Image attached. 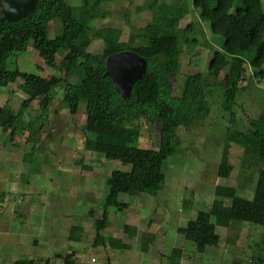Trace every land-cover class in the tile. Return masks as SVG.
<instances>
[{"label":"trees","instance_id":"1","mask_svg":"<svg viewBox=\"0 0 264 264\" xmlns=\"http://www.w3.org/2000/svg\"><path fill=\"white\" fill-rule=\"evenodd\" d=\"M112 1L82 0L81 6L74 8L65 0H38L28 17L12 23L0 22V88L19 80L21 88L33 93L17 111L7 104L0 107V131L8 134L10 140L20 133L26 142L33 144L24 158L25 163L33 156L38 138L47 125L53 101L51 91L62 86L61 102L67 106L70 115L77 116L80 105H85V122L80 126L85 152L128 167L125 171H112L104 182L106 194L102 217L93 224L95 241L101 239L99 233L107 227V209L122 211L127 208L126 204L118 201L119 195L155 196L164 188L162 167L168 157L177 153L180 145L178 130L190 129L210 114V89L202 75L186 76L182 94H173L172 75L179 67L183 47L198 45L192 23L181 26L189 9L198 13L201 22L208 24L210 34L219 46L210 60L207 76L213 79L212 87H219L222 92L220 107L230 116L232 128L237 126L232 108L236 105L239 84L252 76H259L264 91V0H172L171 4L153 0L146 5L151 13L150 22L145 27L132 29L127 49L119 46L122 30L105 27L96 29L94 33L102 42L101 53L91 54L87 51L92 41L88 28L93 29L96 20L106 18L103 6ZM161 10L168 13L169 20L162 19ZM54 20H59L61 33L49 38L48 27ZM149 30L154 33L147 34ZM29 43L45 66L56 74L62 73L63 77L54 74L42 77L18 69L8 70L5 66L8 58L26 51ZM61 50L64 54L57 61L56 55ZM123 51H131L147 63L144 75L134 83L128 99L121 98L111 79L105 75L107 58ZM246 68L252 76L245 77ZM70 77L76 78L75 81L70 82ZM88 81L94 84L92 97L84 92ZM33 100H37L39 113L34 119L24 122L23 115ZM142 121L155 130L152 149L132 146L141 137V125L133 123ZM233 144L246 158L253 160L247 166L251 163L257 166L253 197L251 200L240 197L236 187L215 186L209 210L198 211L185 227L176 230L192 243L198 255L208 247L218 246L217 227L228 228L232 221L264 227V115L257 120H247L239 132L226 129L222 159L217 169L219 178L228 179L234 169L228 162ZM78 230L71 227L70 240L77 239L74 233ZM123 231L129 239L136 234V229L127 225ZM104 243L116 250L128 248L114 238ZM182 254L181 249H173L170 264H178L174 261L179 260ZM74 256V252L68 253L63 264H73ZM250 262L264 264V255L252 257ZM17 264H35V261L24 260ZM37 264H49V260ZM107 264L111 262L107 260ZM233 264L239 263L234 261Z\"/></svg>","mask_w":264,"mask_h":264},{"label":"rangeland","instance_id":"2","mask_svg":"<svg viewBox=\"0 0 264 264\" xmlns=\"http://www.w3.org/2000/svg\"><path fill=\"white\" fill-rule=\"evenodd\" d=\"M152 1L114 0L104 5L106 18L96 20L93 29L88 28L92 41L87 51L91 54L101 53L102 42L94 33L96 29L105 27L121 29L123 35L119 46L127 49L130 46L128 37L132 29L145 27L150 22L151 13L146 5ZM65 2L74 8L82 4V0ZM158 2L171 4L172 0ZM188 11L189 14L181 21V26L192 23L198 45L183 47L179 67L172 75L173 94L175 96L182 94L186 76L202 75L210 89L208 98L210 114L196 126L178 130L180 145L177 153L168 157L162 167L165 175V186L162 190L155 196L143 194L129 197L121 194L118 201L126 204L127 208L122 211L111 207L107 209L108 224L107 228L99 233L100 240L95 241L96 231L93 224L96 219L102 217L106 194L104 182L112 171H125L128 167H122L117 161L106 160L101 155L85 152L84 138L80 131V126L85 122V105L81 104L78 115L72 116L67 106L61 102L63 87L56 86L52 89L53 101L47 125L44 133L38 138L33 156L27 159V163L24 158L33 144L26 142L25 136L20 133L15 139L10 140L8 134L0 131V170L9 172L10 181L20 183L22 186L20 190L35 193L26 194L30 196L23 219L26 234L43 239L48 236L47 224L52 223L50 254L52 264H63V258L71 252L75 253L73 264H107V260L111 264H134L137 260L141 264H149L147 258L142 255L144 254L142 247L151 249L154 255L151 258L161 264L168 263L171 251L176 248L183 249L184 264H233L234 261L239 264H252L250 262L252 257L264 255L262 249L264 227L259 225L232 221L228 230L217 227L219 245L216 248L208 247L207 252L201 255L195 253L192 243L176 232L177 228L185 227L188 221L193 220L198 211L209 210L214 199L213 190L217 185L236 187L240 197L252 199L257 166L255 163L247 166L248 162L253 160H249L250 157L246 158L237 145H231L228 153V162L234 168L230 177L228 179L217 177V169L222 159L226 129L231 128V131L239 132L246 126L247 120H257L264 115L263 84L259 81V76H252L251 71L246 68L248 72L245 77H252L239 84L236 105L232 108V117L237 126L232 128L230 116L220 107L222 92L219 87H212L213 79L207 76L208 65L214 51L219 50V46L215 44L208 24L201 22L198 13L193 9ZM160 13L164 21L169 20L166 11L161 10ZM48 29L49 38L59 35L61 33L59 20L52 21ZM146 33L154 32L149 30ZM63 54V50L59 51L56 60L58 61ZM5 66L8 70L18 69L42 77L53 74L63 77L62 73L56 74L45 66L32 49L31 43L26 51L12 54ZM262 69L264 70V65ZM68 79L74 82L76 78ZM20 85L21 81L18 80L14 84L0 88V107L7 104L17 111L21 103L33 95ZM84 92L88 97L93 96V82L88 81L85 84ZM38 113L37 100H33L23 115V121L34 119ZM133 124L141 125V137L132 146L152 149L154 128L144 121ZM225 204L229 205V201L225 200ZM11 209L9 214L5 211L0 213V222L6 221L8 217L10 222L21 220L20 217L12 216ZM31 212L38 213L39 217L31 216ZM125 225L136 226L135 228L139 229L137 240L127 237V233L123 231ZM71 227L79 229L74 233L77 237L75 241L69 239ZM161 227L166 232L163 238L160 234ZM5 229L6 227H3V232H6ZM112 237L121 238L123 243L128 244V248L126 250L110 248L104 242ZM43 259L39 258L42 261ZM135 259L136 261H133Z\"/></svg>","mask_w":264,"mask_h":264},{"label":"crops","instance_id":"3","mask_svg":"<svg viewBox=\"0 0 264 264\" xmlns=\"http://www.w3.org/2000/svg\"><path fill=\"white\" fill-rule=\"evenodd\" d=\"M28 171H29V169H28ZM10 178L11 177H10L9 172L0 170V213L5 211L9 214V211L12 208L11 209V210H13L12 216H14L16 218L20 217L21 220L10 222L9 217H8V219L7 218L5 219L6 221L0 222V264H17L18 262H22L24 260H33V261H35V264H37V263H42L46 259L49 260V264H52L53 262L50 259V257H51L50 254L52 251L51 250V247H52L51 246V243H52V223L47 224L46 229H48V236H46V237L42 236L43 239L42 238L38 239L37 237H32V236L26 234L23 219L25 217V212H26V203L28 202V199L30 198V196H26V194H28V195L33 194L34 191L29 192L27 190H25V191L20 190V188L22 187L20 185V183H15L13 181H10L11 180ZM11 194H16V195L11 197L10 196ZM35 212H37L36 209H35ZM30 215L33 217L35 215H37L39 217L38 213L31 212ZM230 226H231V223L229 224V227ZM3 227H6V229H5L6 232H3ZM229 227L225 228V229L228 230ZM8 231H9V233H8ZM165 233H166L165 229H163L161 227L160 234L162 235L161 236L162 238H163ZM143 234H145V233H143ZM147 235H148V233H146V236ZM138 237H139V229L137 228L136 234L132 239H134V241H135L138 239ZM153 237L151 238L152 241H154ZM114 239H118V238H114ZM118 240H121V238ZM45 242H47V243H45ZM150 243H152V242H150ZM162 243H163V245H165L164 241H162ZM124 244H126V243H124ZM126 245H128V244H126ZM141 249H142V252L144 253L142 255L147 258L149 264H161L159 262L153 261V259L151 257L154 255L151 253L152 252L151 249H147V247H144V248L142 247ZM178 249H180V248H178ZM181 250H183V249H181ZM206 250H205V252H207ZM11 253H13V254L10 257L9 255ZM182 253H183V251H182ZM163 255L165 256L166 254L163 253ZM41 257L44 258L43 261L39 260V258H41ZM165 259H167V258H165ZM184 259H185V255L183 253L182 257L179 260H176L174 262L175 263L178 262V264H184V261H185ZM133 261H136V259ZM167 262H168L167 264L171 263V261L168 259H167ZM134 264H141V262L139 260H137Z\"/></svg>","mask_w":264,"mask_h":264},{"label":"water","instance_id":"4","mask_svg":"<svg viewBox=\"0 0 264 264\" xmlns=\"http://www.w3.org/2000/svg\"><path fill=\"white\" fill-rule=\"evenodd\" d=\"M38 0H0V22L20 21L35 9ZM147 68L146 61L131 51L109 56L105 63V75L111 79L115 91L122 99H128L134 83Z\"/></svg>","mask_w":264,"mask_h":264}]
</instances>
